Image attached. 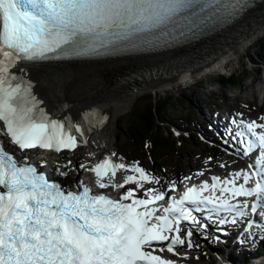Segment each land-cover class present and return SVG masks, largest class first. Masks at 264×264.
I'll return each mask as SVG.
<instances>
[{"label":"snow or ice","instance_id":"1","mask_svg":"<svg viewBox=\"0 0 264 264\" xmlns=\"http://www.w3.org/2000/svg\"><path fill=\"white\" fill-rule=\"evenodd\" d=\"M247 6V0H0V264H179L199 247L194 230L208 239L214 228L219 243L230 234L226 226L241 223L246 227L236 242L264 241V116L232 120L230 135L243 155L258 151L250 171L223 181L213 176L211 184L204 180L177 198L145 190V183L160 181L139 162L105 158L91 168L79 165L106 190L93 191L75 175L71 159L53 168L56 179L44 170V152H75L86 130L46 110L32 83H39L43 61L184 35L207 22L234 20ZM26 68L36 75L25 78ZM120 170L132 173L122 183Z\"/></svg>","mask_w":264,"mask_h":264},{"label":"bare ground","instance_id":"2","mask_svg":"<svg viewBox=\"0 0 264 264\" xmlns=\"http://www.w3.org/2000/svg\"><path fill=\"white\" fill-rule=\"evenodd\" d=\"M243 18H247V28L244 29L243 23H239ZM263 22L264 2L244 12L210 38L195 44L125 57L43 63L39 83L37 79L32 80L37 93L34 92L44 99L48 109L63 110L57 118L70 117L74 123H81L86 130L81 140L89 143L87 148H91L92 153L100 155L108 144L107 131L116 115L127 111L138 96L147 89L159 88L164 82L170 84L172 80L186 75L188 78L194 72H204L206 67L213 70L215 67L224 68L229 60L255 43ZM200 55L203 60L195 61ZM26 71L29 79L36 75L30 69ZM75 153L79 151L49 155L55 164H59L66 162L64 157L67 154V158L77 161ZM51 164L53 166L52 162L46 164V171ZM74 166L76 171H82L78 165ZM227 253L229 261L240 264L230 256L229 249Z\"/></svg>","mask_w":264,"mask_h":264},{"label":"rangeland","instance_id":"3","mask_svg":"<svg viewBox=\"0 0 264 264\" xmlns=\"http://www.w3.org/2000/svg\"><path fill=\"white\" fill-rule=\"evenodd\" d=\"M245 19L247 18H243L241 20L243 22H239L241 24L243 23V29L247 28V21ZM261 25H263V28L255 43L251 44L245 52H242L238 54V56H234V58L229 60L224 68L215 67V72H208L205 83H200L201 77L200 74H198L200 73L199 71L196 72L198 74L197 76H192L187 82L184 81H186L185 78L188 75L180 77L178 80H172L170 84L164 82L159 88H153L150 91L147 89L144 93L138 96L136 101L130 106L131 108L129 107L127 111H121V113H118L115 120L108 128V146H115V141L117 140V149L120 151V154L135 160L139 159L142 163L146 164L149 169L158 167L160 171L157 170V173H160V176H164L163 173L168 174V172H170V176L174 175L177 170L184 171L186 170L185 167L187 166V163L191 166H196L201 162L209 163L210 158L207 156L211 153L209 147L206 144L197 146L189 139H185L183 135L186 134V132L179 138L174 137L170 133V125L168 127L167 124H159L158 121L161 119H158L160 115V113H158V108L160 109V107L163 106V103L167 102V105L164 108L170 115L163 118L169 121H172L175 118L180 119L182 116L186 117L189 110H191L190 114H192V116H190V123L187 126L189 127V130H192V128H194L193 126L197 125L191 123H196L202 119L200 112L202 107L200 106H203L204 104L210 105L211 102H214L217 106L224 107V103L222 104L219 98L221 95H225L231 100V106L233 108H238L249 118L258 119L260 113H264V100L259 98L264 92V57L260 58L256 52L258 43L264 38V22ZM210 65H213V63L210 62ZM210 69L212 68L206 67L204 71ZM259 69H261L260 73ZM232 73L237 74V77L241 79V83L239 82L237 87L229 84L221 85L219 83V76H229ZM195 80H197V84L191 89L192 86L190 84ZM251 92H254V94ZM183 93L185 94L184 97L182 96ZM203 94H207L208 98L212 97L213 99H211L210 102H203L201 101ZM234 97H236V100L233 99ZM244 102H249L248 106ZM152 108L155 110L156 117L147 115L149 111H152ZM204 114L205 117H208L206 113H203V115ZM148 117L154 122L157 121L156 124L160 125L162 134L157 135L166 137L168 141L172 143V147L166 149V151L163 152L162 157L151 158V153L145 149L146 147L144 144L147 143V139L155 136H149V133H146L145 131L148 126L146 123ZM128 126H131V131L137 128L138 130L133 132L135 134L137 133V135L144 132L146 134V136H144L145 140L140 143L138 142L139 144H137L133 139H130L129 143L131 142V144L122 145L123 139H128L130 137L131 131H128L127 133ZM182 127H185V125H182ZM121 136L125 137L122 138ZM118 139H122L119 146ZM180 142L181 144H179ZM136 144L137 146H135ZM199 152L202 156H195V154ZM77 154H81L83 158L81 160L88 159L89 156H91L88 152L82 150ZM219 158L220 157H218L217 160H213L212 166L209 168L210 172L223 170L222 165L224 159L218 160ZM203 254V252L194 250L192 255L193 259L191 260L194 261L195 264H214L209 262L210 260H206ZM196 257H199V259H196Z\"/></svg>","mask_w":264,"mask_h":264},{"label":"trees","instance_id":"4","mask_svg":"<svg viewBox=\"0 0 264 264\" xmlns=\"http://www.w3.org/2000/svg\"><path fill=\"white\" fill-rule=\"evenodd\" d=\"M256 52H257V54H258V56L260 58L264 57V38L258 43ZM219 78H220V83L222 85L229 84L231 86H237L239 84V82L241 83V79H239L237 77V74H230L229 76L221 75V76H219ZM182 96L184 97L185 94L183 93ZM166 105H167V102H164L163 106H161L160 109L158 108V113H160L158 119L163 120V117L170 115L168 113V111H166L165 108H164ZM152 111H149L147 115L148 116L151 115L153 117L154 116L156 117V113H155V110L153 108H152ZM156 122H154L150 117H148L146 119V123L148 124V126L145 129V131H146V133H149V136L155 135L154 137H152L150 139L151 147H152V150L154 152L161 154L164 150H166L169 147V144L167 143L166 139L163 136L157 135V134H162V133H161V130H160L161 129L160 126L158 124H156ZM155 128H156V130H155ZM136 130H138V129L136 128L135 130L131 131V126L127 127V131H131L130 132V137L128 139H133L138 144L139 141L143 142V140L145 139L144 136H146V134L143 132V133L137 135V133L136 134L133 133ZM133 134H134V136H133ZM128 139H124L123 140V142H124L123 144L128 143L129 142Z\"/></svg>","mask_w":264,"mask_h":264}]
</instances>
